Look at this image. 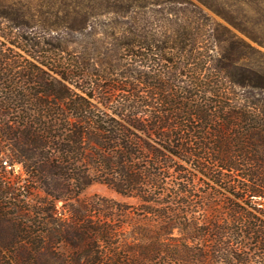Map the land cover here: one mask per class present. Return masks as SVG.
<instances>
[{
	"label": "trees",
	"instance_id": "obj_1",
	"mask_svg": "<svg viewBox=\"0 0 264 264\" xmlns=\"http://www.w3.org/2000/svg\"><path fill=\"white\" fill-rule=\"evenodd\" d=\"M195 171L264 211V0H0V264L253 263L264 214L210 228Z\"/></svg>",
	"mask_w": 264,
	"mask_h": 264
},
{
	"label": "rangeland",
	"instance_id": "obj_2",
	"mask_svg": "<svg viewBox=\"0 0 264 264\" xmlns=\"http://www.w3.org/2000/svg\"><path fill=\"white\" fill-rule=\"evenodd\" d=\"M215 16V15H214ZM216 19L220 20L219 17L215 16ZM160 67H163V65L158 66L157 69H159ZM122 82H132L136 85H138L139 87H137L138 89V96L140 97H145L146 95H151V89L145 87L143 84L139 83L138 81L129 78V79H123ZM109 83H106L104 85V90L106 91L107 89V85ZM124 91H119L116 90L114 91L115 95H127V91L128 87L126 86H122L121 87ZM108 91V90H107ZM185 165V164H184ZM187 165V164H186ZM187 167L189 168V171L193 170L190 168L189 165H187ZM195 175H193V173H191L189 176H187L188 178H192L193 184L197 187V189L199 190L198 192V196H203L202 198H198L194 201L193 206L194 209L196 210V214H198L200 221L203 220H210V228L213 226H216L217 224L227 220L231 214H234V212H231L229 210V207L231 204L233 205H238L240 207V211L242 212H252L253 214H256L258 216H263L262 214H264V211L259 210L261 207V205H257L258 203H254L255 205H257V207H255L254 205H252L251 207H248L245 203H243L242 201H238V204L233 203V201H231L233 198V196L231 195V193H229L228 191H226V189L223 187V183H216V181H210L208 177H205L204 175H202L199 172H194ZM93 196H103V197H108L111 199H114L118 202L130 205L131 208L128 210V214L125 216H120V217H116V219L118 221H123L124 222V228L128 229L131 227V225L135 222L138 221L140 223V225H147L150 224V226H157L158 222L156 220H154L153 217L147 216V215H141L138 216L137 215V208L139 206V202L135 199H130V198H125L122 197L121 195L117 194L114 190H112L111 188H109L108 186L104 185V184H99L96 183L92 186H90L82 195V199L83 200H88L90 197ZM243 208H246V210H244ZM58 209L59 212H62L64 215L63 217L68 213L67 209L62 208V202L58 203ZM263 209V208H261ZM131 213V214H130ZM254 220H252L253 222ZM258 224H260V227L264 229V217H261ZM232 227H241L240 225H238L237 223H232ZM258 228V227H257ZM241 235L238 237L239 239H235V237L231 236L230 239V245H246L247 249H244L245 252L249 255H247L245 252H243L244 254H242V256L244 257L245 254L246 256L252 258V262L251 264H260V262H262L264 264V255H263V250H264V246L262 248V250H258L256 248H258V244L255 242L251 243V241H248L246 238L244 239L242 237V233H240ZM229 241V239H228ZM219 245L217 238H215L214 236L212 238H209V240H203L202 241V246L206 247V246H216ZM262 244L264 245V241H262ZM220 246V245H219ZM219 256H222L221 253H214L212 252L211 254V259H210V263L212 264H230L229 261H225L223 259L218 258ZM209 262V259H207V261H204V264H207Z\"/></svg>",
	"mask_w": 264,
	"mask_h": 264
}]
</instances>
